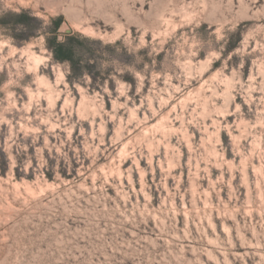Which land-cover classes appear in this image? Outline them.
I'll return each instance as SVG.
<instances>
[{
  "label": "rangeland",
  "instance_id": "374dc122",
  "mask_svg": "<svg viewBox=\"0 0 264 264\" xmlns=\"http://www.w3.org/2000/svg\"><path fill=\"white\" fill-rule=\"evenodd\" d=\"M0 264H264V0H0Z\"/></svg>",
  "mask_w": 264,
  "mask_h": 264
},
{
  "label": "bare ground",
  "instance_id": "6f19581e",
  "mask_svg": "<svg viewBox=\"0 0 264 264\" xmlns=\"http://www.w3.org/2000/svg\"><path fill=\"white\" fill-rule=\"evenodd\" d=\"M35 61L38 62L40 60L39 57H34Z\"/></svg>",
  "mask_w": 264,
  "mask_h": 264
}]
</instances>
